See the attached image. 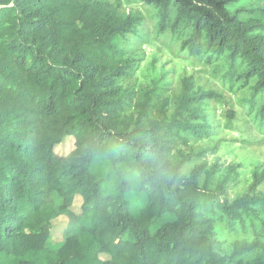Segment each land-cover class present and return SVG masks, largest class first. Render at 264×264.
I'll return each instance as SVG.
<instances>
[{"label": "trees", "instance_id": "obj_1", "mask_svg": "<svg viewBox=\"0 0 264 264\" xmlns=\"http://www.w3.org/2000/svg\"><path fill=\"white\" fill-rule=\"evenodd\" d=\"M138 1L157 11L161 33L173 12L181 50L217 63L223 85L246 91L264 135V5ZM141 26L105 0H0V264H264L261 236L223 254L205 216L245 230V217L264 213V170L231 200L238 166L205 161L217 145L179 151L213 135L210 102L221 94L185 78L171 117L169 98L139 97L124 84L139 59L122 43ZM68 137L75 149L60 156ZM63 215L64 240L51 249Z\"/></svg>", "mask_w": 264, "mask_h": 264}, {"label": "rangeland", "instance_id": "obj_2", "mask_svg": "<svg viewBox=\"0 0 264 264\" xmlns=\"http://www.w3.org/2000/svg\"><path fill=\"white\" fill-rule=\"evenodd\" d=\"M110 2L123 16L134 15L142 19V26L137 36H128L122 46L128 54L139 59L138 70L135 75L124 81V84L135 90L139 97L145 93H156L162 98H169V117L172 116L175 98L181 90L182 80L193 78L195 84L206 90L221 94V98L210 102V114L214 133L208 139H190L187 145H180L179 151L184 155L197 153L214 145L218 150L209 152L205 161L209 166L218 164L224 170L229 165L238 166V181L229 188V197L235 200L248 191L253 181V174L257 169L264 170V135L247 114V106L243 99L246 91L230 90L222 84V68L217 63L209 64L206 59L189 57L181 50V42L172 32L173 12L167 21V30L160 32L159 15L138 0H105ZM263 4L264 0H238L231 4V11ZM156 103V102H155ZM228 112H234L235 118L229 119ZM75 149V139L66 138L57 146L55 152L60 156H67ZM177 155V152L174 153ZM187 172V171H186ZM264 193V182L258 189ZM82 199L76 198L72 207L75 214L81 212ZM258 217H245V230L237 226V232H230L226 227L224 217L217 214H206L213 221L218 240L222 243L223 254H230L235 244L253 241L261 236L264 244V234L261 233V222L264 213L257 211ZM69 225L67 216H60L53 221L49 246L55 249L63 242L64 234ZM108 260V256H101Z\"/></svg>", "mask_w": 264, "mask_h": 264}]
</instances>
